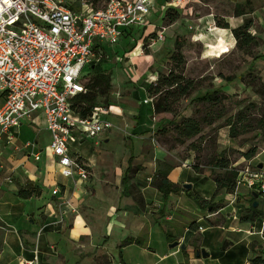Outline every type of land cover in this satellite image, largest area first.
I'll return each mask as SVG.
<instances>
[{"label": "rangeland", "instance_id": "374dc122", "mask_svg": "<svg viewBox=\"0 0 264 264\" xmlns=\"http://www.w3.org/2000/svg\"><path fill=\"white\" fill-rule=\"evenodd\" d=\"M61 1L73 9L85 10L102 7L106 0ZM159 1L152 4L144 25L135 26L130 36L120 37L114 44L102 42V50L93 56L91 65H86L81 72L83 84L97 73L108 74L110 88L104 93H98L97 100L116 119L120 118L113 113H121L120 108L123 106V112L128 119L134 120L131 118L138 117V123L130 125L131 131L128 125L122 130L120 125L113 122L114 127L107 136L108 141L104 140L106 136L103 133L98 138H86L80 145L76 143L77 139L70 138L68 144L72 151L76 150L81 155L84 152L95 159L106 156L104 160L111 162L110 171H122V175L129 177V182L136 171L135 164L152 161L151 166H144L147 174L152 173L149 179L153 187L157 181L156 172L153 171L155 161H165L170 166L168 180L178 183L181 188L183 184L190 183L191 194L184 190L173 192L166 200L167 209L164 212L159 210V204L164 201L165 195L157 191L158 195L151 197L154 202L147 207L158 208L155 214L157 225L170 234V239L183 235L188 250L194 252L201 247L207 248L210 253L208 260L217 258L214 264H238L252 254L248 244L255 248V252L263 244L264 254L261 233L264 195L253 197L252 191L249 192L244 185L237 186L233 192L217 188L214 179L226 173L209 161L214 154H220L230 162L228 171H237L247 166L254 168L262 163L264 172L262 134L254 129L230 138L228 126L224 125L228 116L249 102L257 104V110L250 111V114L259 115L264 112V100L260 91L264 88V0H183L165 5L172 8L169 10H165L162 7L164 4ZM236 9H242L245 13L236 16ZM175 14L177 18L170 21L168 17ZM245 20H250L248 32L255 40L247 48L240 49L235 45L236 40L231 29L242 25ZM226 22L228 28L219 27ZM160 33L161 39L157 38ZM176 39L182 44L181 52L185 57L183 73L196 80L197 87L180 99L175 115L162 113L158 117L152 116V102L147 87L156 79L153 75L165 73L172 66L169 56L174 51ZM217 88L227 96L220 104L204 106L194 100L197 95ZM208 111L213 112L208 118L211 123L201 121L202 131L184 143H179L171 131H158L162 127L170 129V119H200ZM142 124H145V128L139 133L142 136L134 137L138 134L135 130L139 126L144 127ZM192 143L197 147L196 150L190 149ZM23 144L20 143V146ZM154 145L157 147L156 152L146 153L142 149L144 146ZM133 148L136 154L134 161L131 159ZM252 148H256L255 155L246 159L243 154ZM98 163L105 162L100 159ZM131 163L134 165L131 166ZM128 164L131 166L130 170H127ZM194 165H197L198 171L194 169ZM144 178L142 175V180ZM128 187L129 193L134 194V198L144 207L143 199L134 185L128 183ZM113 191L114 188L111 192ZM231 194L232 202L228 199ZM194 196L208 200L209 206L202 207ZM254 200L258 202L256 207L252 206ZM167 214L170 215L169 220L165 219ZM193 224L199 225L202 230L193 231ZM165 227L172 229L169 232ZM238 227L241 229L237 231ZM110 248V253L118 257L117 249ZM200 259L204 260L202 257ZM144 260H147L144 264L154 263L151 255ZM71 261H74L73 257ZM0 264L17 262L1 254Z\"/></svg>", "mask_w": 264, "mask_h": 264}, {"label": "crops", "instance_id": "0c3cea01", "mask_svg": "<svg viewBox=\"0 0 264 264\" xmlns=\"http://www.w3.org/2000/svg\"><path fill=\"white\" fill-rule=\"evenodd\" d=\"M168 1L159 2L167 5ZM132 31L133 28L127 30L124 32L127 34L121 37L130 36ZM101 43L97 44L100 50ZM1 101L0 97V104ZM95 107L105 108L101 103ZM123 110L121 106V113H113L120 119L109 115L106 109L101 110V117L120 125L122 130L126 125L131 127L138 123V117L130 120ZM142 126L135 130L138 134L134 137L142 136L139 133L145 124ZM110 131L104 134L105 141L109 140L107 136L111 134ZM11 134L13 138L10 141H6V137L0 139V255H7L17 264L20 260L31 259L35 250L38 264H108L109 260H112V264H144L148 255L154 257L153 264H214V260H217H208L210 253L201 260V256L195 255L196 250H188L183 235L170 239V234L157 225L155 214L158 208H147L154 202L151 197L155 198L159 191L150 184L152 173L147 174L144 166H151L152 161L135 164L136 171L129 182V177L122 175V171H110L111 162L104 160L106 156L95 159L84 152L81 155L76 150L72 151L68 144L70 153L78 157L90 172L89 177L83 180L61 173V166L49 149L51 134L46 128L41 109L35 111L32 118L22 119L17 127L11 129ZM70 138L77 139L76 143L80 145L90 137L73 130ZM20 143H24L23 146ZM142 149L149 153L156 152L157 147L144 146ZM35 154L38 158H35ZM135 156L133 148V161ZM100 159L105 163H98ZM155 162L153 171L158 164L161 167L167 165L160 159ZM131 166L128 164L127 170ZM142 175L145 176L143 180ZM128 183L134 185L141 195L144 207L134 198V194L129 193ZM55 187L58 192L52 194ZM172 193L163 197L164 201L159 204L160 211L165 212L166 200ZM66 200L68 205L65 204ZM71 207L74 211L70 210ZM169 217L165 215L166 220ZM171 229L165 227L166 231L170 232ZM191 229L202 230L197 224H193ZM126 238L137 241L124 244ZM175 240L184 243L185 247H169ZM248 246L252 254L249 253L250 257L238 264H250V258L256 254L264 259L263 244L258 246L256 252L250 244ZM110 247L117 249L118 257L110 253ZM72 257L74 261H71ZM105 259L108 261L104 262Z\"/></svg>", "mask_w": 264, "mask_h": 264}, {"label": "built area", "instance_id": "2783aa9c", "mask_svg": "<svg viewBox=\"0 0 264 264\" xmlns=\"http://www.w3.org/2000/svg\"><path fill=\"white\" fill-rule=\"evenodd\" d=\"M154 3L106 0L102 7L77 10L61 0H0V139L12 140L11 129L41 109L51 134L49 149L61 173L87 179L90 172L69 151L71 133L77 130L85 137L98 138L114 124L101 117L100 107H94L89 116H80L71 108V98L85 91L81 72L99 53L97 44H114L125 31L144 25ZM235 182L236 189L244 185L249 192L264 195L262 168H240ZM57 192V187L52 189V194ZM228 199L232 202L233 195ZM261 227L264 240V219ZM19 264H38L36 250L31 259Z\"/></svg>", "mask_w": 264, "mask_h": 264}, {"label": "trees", "instance_id": "16d2710c", "mask_svg": "<svg viewBox=\"0 0 264 264\" xmlns=\"http://www.w3.org/2000/svg\"><path fill=\"white\" fill-rule=\"evenodd\" d=\"M172 9V8H165ZM167 10V11H168ZM245 12L242 9H236L235 15L240 16ZM170 21H174L177 18V15H172L168 17ZM251 26L250 20H245L242 25L232 28L231 32L236 40V47L240 49L247 48L254 42V37L248 32L249 27ZM219 27L228 28L227 22L224 23V26L219 25ZM221 29V28H218ZM224 30V29H222ZM126 32V31H125ZM127 34L123 33L122 35ZM233 42V38L231 37ZM182 44L179 40H175L174 51L171 52L169 59L172 63V66L165 73H158L156 79L149 83L147 87V93L152 101L153 113L156 114L162 113H171L176 114L177 104L183 97H186L197 87V81L186 77L183 73L185 68V57L181 52ZM83 87L86 92H79L71 98V108L74 112L78 113L80 116L85 117L89 116L94 107L100 102L97 100L98 93H104L110 88V78L106 73H97L93 78L83 84ZM262 99L264 100V88H261ZM227 96L222 93L221 89H215L213 91H207L204 94L197 95L194 100L200 102L204 106H212L220 104ZM257 110V104L255 102H249L242 108H240L236 113L231 116H228L224 120V125L228 126V135L230 138H235L239 135L257 129L259 133L262 134V140L264 141V112L259 113V115L250 114V111ZM213 112H205V115L202 118L195 117H182L180 120L170 119L168 123L171 128L166 129L162 127L158 131L164 133L172 132V135L179 143H184L186 140L191 139L197 136L201 131V121L209 124L211 120L208 119L212 116ZM190 149L196 150L197 147L190 145ZM256 153V148H252L245 152L243 156L246 159L253 157ZM212 160L209 162L214 163L213 165L225 170V173L221 177H216L214 182L217 188H225L228 192H233L236 188V178L237 171L232 170L228 171L230 162L224 156H216V154L211 157ZM169 165H164L163 167L158 164L156 172V184L155 187L167 196L170 192H177L179 190H184L186 193L191 194L189 189H182L179 185L174 184L168 180V171ZM194 169L198 171L197 165H194ZM23 195V192H20ZM259 194V193H258ZM191 196V195H190ZM202 207H208V200L203 198H197ZM137 241V239L126 238L124 244ZM257 247L256 250H258ZM255 251V248H253ZM250 264H264V259L256 254L253 255L250 260Z\"/></svg>", "mask_w": 264, "mask_h": 264}, {"label": "water", "instance_id": "95a60500", "mask_svg": "<svg viewBox=\"0 0 264 264\" xmlns=\"http://www.w3.org/2000/svg\"><path fill=\"white\" fill-rule=\"evenodd\" d=\"M262 166H263L262 163H258V164H257V167H258V168H261ZM190 187H191V184H190V183H185V184L182 185V188H184V189H189ZM251 195H252L253 197H257L259 194H258V192H256V191H252V192H251ZM257 204H258V202H257L256 200H254V201L252 202V206H253V207H256ZM175 246H180V248H184V247H185V244H184V243H180V241H178V240H175V241H173V242H171V243L169 244V247H175ZM208 254H209V252H208V250H207L205 247H201V248H199V249H196V251H195V255H196L197 257H199V256H201V257H207ZM111 261H112V260H111ZM108 264H112V262H109Z\"/></svg>", "mask_w": 264, "mask_h": 264}, {"label": "bare ground", "instance_id": "6f19581e", "mask_svg": "<svg viewBox=\"0 0 264 264\" xmlns=\"http://www.w3.org/2000/svg\"><path fill=\"white\" fill-rule=\"evenodd\" d=\"M155 78V77H154Z\"/></svg>", "mask_w": 264, "mask_h": 264}]
</instances>
